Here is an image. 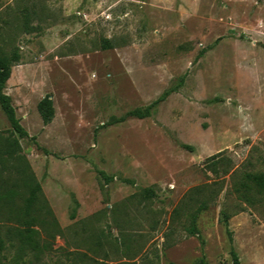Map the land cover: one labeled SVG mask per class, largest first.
I'll list each match as a JSON object with an SVG mask.
<instances>
[{
  "label": "rangeland",
  "instance_id": "374dc122",
  "mask_svg": "<svg viewBox=\"0 0 264 264\" xmlns=\"http://www.w3.org/2000/svg\"><path fill=\"white\" fill-rule=\"evenodd\" d=\"M15 49L4 91L29 137L0 106V264H264L247 179L264 174V0H0Z\"/></svg>",
  "mask_w": 264,
  "mask_h": 264
},
{
  "label": "trees",
  "instance_id": "16d2710c",
  "mask_svg": "<svg viewBox=\"0 0 264 264\" xmlns=\"http://www.w3.org/2000/svg\"><path fill=\"white\" fill-rule=\"evenodd\" d=\"M204 52H201L203 54ZM21 59V54L18 49L12 50L10 53H3L0 50V106L6 115L12 130L17 133L21 138H28L29 134L26 129L21 124L20 119L17 117L16 108L12 103L11 96L5 93L6 83L11 77L12 68L15 63L19 62ZM176 88H170L166 90L157 100L152 102L149 106L144 109H135L132 111L127 112L125 115L120 117H113L109 120L106 125H114L117 123L125 122L128 118H147L151 117L156 111L158 106L164 102L174 91ZM38 111L43 119L45 124H49L55 117V108L54 102L50 95H46L39 103H38ZM16 145L19 143L16 141ZM14 144H8V153H12V147ZM184 148L191 150V146L185 145ZM99 174L106 180V182H110L112 178L108 177L104 171H99ZM247 179L253 186L261 193H264V174H248ZM41 191V186L39 183H36L35 186L32 188L30 196L26 200L25 204V214L28 215L31 211L36 202L39 199ZM148 191V190H145ZM230 216L229 214H224V219L228 222ZM195 219V217H194ZM190 234H197L198 229L194 224L188 230ZM21 237L25 238L26 240L31 239V235L29 232L24 234L23 231H20ZM5 248L4 240L0 237V257L2 256V252ZM233 263L232 264H241L240 258L236 251L232 250L231 252ZM200 264H207L205 258L203 257L200 261Z\"/></svg>",
  "mask_w": 264,
  "mask_h": 264
}]
</instances>
